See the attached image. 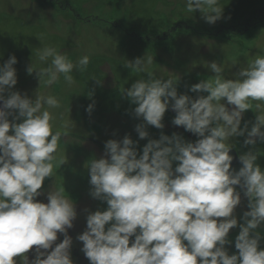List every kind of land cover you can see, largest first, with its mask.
<instances>
[{"label": "clouds", "instance_id": "clouds-1", "mask_svg": "<svg viewBox=\"0 0 264 264\" xmlns=\"http://www.w3.org/2000/svg\"><path fill=\"white\" fill-rule=\"evenodd\" d=\"M185 3L188 12L198 10L208 24L222 18L219 0ZM37 58L47 66L36 70L30 65L27 72L35 71L49 87L61 76L72 85L73 70L83 72L89 64L88 56L74 64L53 46L37 49ZM16 63L9 56L0 64V264H17L16 257L23 264H73L68 229L77 218L74 202L63 195L64 188L47 192V203L37 199L45 179L66 162L57 165L55 153L66 133L53 132L49 111L61 104L53 95L30 99L13 91ZM153 63L144 55L124 65L147 74L123 91L135 105L134 117L142 120L134 129L139 139L149 137L148 126L163 129L169 109L175 112L172 125L197 139L188 142L177 133L161 132L139 152L127 134L107 140L104 155L86 163L89 194L107 207L86 215V228L76 236L80 251L89 264H264V237L258 231L264 228V169L256 151L238 156V171L231 168L229 155L235 137H245L248 146L264 142V56L257 55L233 79L224 77L222 63L212 61L208 70L213 77L189 88L197 93L195 99L177 93L178 77L156 78L147 71ZM253 102L259 113L255 123L249 128L245 121L241 127ZM92 110L88 105L86 111ZM236 186L247 199L239 224L234 213L241 192ZM237 227V251L229 255L225 246L233 241L228 235ZM58 233L63 235L59 243Z\"/></svg>", "mask_w": 264, "mask_h": 264}, {"label": "rangeland", "instance_id": "rangeland-1", "mask_svg": "<svg viewBox=\"0 0 264 264\" xmlns=\"http://www.w3.org/2000/svg\"><path fill=\"white\" fill-rule=\"evenodd\" d=\"M219 4L223 7L222 18L208 24L198 10H186L185 0H0V64L9 56L17 59L13 65L17 76L13 91L30 99L38 94L53 95L61 104L49 111L54 117L53 132L66 133L55 153L56 162L58 165L65 158L66 162L55 167L52 177L45 179L43 194L37 199L47 203V192L64 188L63 195L74 202L77 218L68 229L73 241V264H89L80 251L82 242L76 240L86 228V215L107 207L105 202L90 196L86 168L89 160L104 155L105 142L122 140L127 134L137 142L138 152L148 139H159L161 132L169 136L177 133L191 142L183 127L172 125L175 112L171 109L164 114L163 129L148 126L149 137L139 139L134 129L142 120L134 117L135 105L123 91L136 80L147 79V74L124 67L126 62L144 55L153 57L154 63L147 71L156 78L178 77L177 93L195 99L197 93L189 88L213 77L208 70L212 61L222 63L224 77L233 79L257 55L264 56V0H219ZM45 46L56 47L74 64L88 56L87 69L73 70L72 85L61 76L57 84L45 86L38 81L35 71L27 72L30 65L36 70L47 66L37 58V49ZM255 103L245 111L241 127L245 121L249 128L255 123L259 114ZM90 104L93 110L88 113ZM244 139L233 138V149L239 155L250 149L256 151L257 163L264 169V142L248 146ZM246 205L247 199L241 192V204L234 213L238 224L242 223L240 216L247 210ZM258 231L264 237V228ZM238 232V227L229 232L228 239L233 241L225 246L229 255L237 251L234 240ZM62 239L63 235L58 233L56 242ZM260 248L264 249V239ZM14 259L23 264L21 258ZM32 259L33 254L29 261Z\"/></svg>", "mask_w": 264, "mask_h": 264}, {"label": "water", "instance_id": "water-1", "mask_svg": "<svg viewBox=\"0 0 264 264\" xmlns=\"http://www.w3.org/2000/svg\"><path fill=\"white\" fill-rule=\"evenodd\" d=\"M0 104H2V102H0ZM229 155L233 156V161H232V164H231V168L236 170V171H238L240 169V167H242V164L239 162L236 153L233 150H230ZM237 187L240 188V186H237Z\"/></svg>", "mask_w": 264, "mask_h": 264}, {"label": "trees", "instance_id": "trees-1", "mask_svg": "<svg viewBox=\"0 0 264 264\" xmlns=\"http://www.w3.org/2000/svg\"><path fill=\"white\" fill-rule=\"evenodd\" d=\"M33 253L30 251L27 255H28V259L31 257Z\"/></svg>", "mask_w": 264, "mask_h": 264}]
</instances>
